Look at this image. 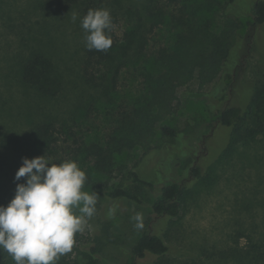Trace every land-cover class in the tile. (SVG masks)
<instances>
[{
  "label": "rangeland",
  "instance_id": "obj_1",
  "mask_svg": "<svg viewBox=\"0 0 264 264\" xmlns=\"http://www.w3.org/2000/svg\"><path fill=\"white\" fill-rule=\"evenodd\" d=\"M144 1L126 0L125 5L139 7ZM240 1L250 6L256 0ZM237 12L242 26L227 69L236 74L235 80L229 85L228 80L218 79L204 86L193 80L182 86L162 120L179 137L174 141L163 137L158 124L149 150L137 147L117 157L108 184L125 178L137 165L139 175L156 188L148 202L136 206L108 200L99 189H82L97 194L96 211L75 235L72 250L65 254L67 262L85 264L75 248L98 235L101 223L109 221L119 246L105 247L98 264H122L144 231L159 188L171 183L181 187V208L161 232L170 250L162 264H233L230 259L219 262V255L245 248L248 236L264 243V130L259 128L253 140L246 133L258 127V116L264 125V33H256L255 41L248 38L249 18ZM73 13L78 15L75 23ZM208 17L213 27H221L225 19L221 12ZM80 18L78 8L59 7L52 0H0V205H7L16 184L24 180L14 179L22 157L45 155L54 163L73 160L81 168L80 156L73 158V151L84 143L102 142L121 106L142 89L135 69L144 65L142 60L136 66L125 65L107 95L87 81ZM125 24L117 29L119 38L127 30ZM172 32L159 27L151 41L154 49L169 45ZM37 52L49 57L56 68L61 89L54 98L40 97L22 81L25 60ZM225 105L249 114L239 133L217 122V112ZM47 122L55 126L57 157L37 140L38 127ZM193 167L200 169L201 178L192 174ZM137 213L139 221L133 219ZM141 264L153 261L147 258Z\"/></svg>",
  "mask_w": 264,
  "mask_h": 264
},
{
  "label": "trees",
  "instance_id": "obj_2",
  "mask_svg": "<svg viewBox=\"0 0 264 264\" xmlns=\"http://www.w3.org/2000/svg\"><path fill=\"white\" fill-rule=\"evenodd\" d=\"M125 1L52 0L59 7L78 8L81 18L89 9L106 8L110 11L113 27L109 35L113 43L107 51L87 50L85 63L87 81L94 87H101L103 94L107 95L110 83L115 89L125 65L136 66L139 60L144 62L143 66L135 68L142 89L118 110L115 125L108 136L102 142L84 143L72 154L73 158L80 156L77 161L86 167L87 179L82 189H99L108 200H123L141 206L149 201L150 193L156 188L139 175L137 165L125 178L108 184L115 171L117 157L137 147L149 150L158 124L163 137L172 141L179 137L178 131L162 120L182 86L193 80L200 86L218 79H226L230 85L235 80L236 74L227 69L232 63L237 33L242 26L237 10L247 14V35L250 39L253 36L255 41L256 33L260 30L264 33V0H256L250 6L243 5L240 0H145L139 7H127ZM218 12L223 13L225 19L221 27H213L208 16ZM122 22L126 23L127 30L119 38L117 29ZM161 26L173 31L172 38L169 45L154 49L151 41ZM21 78L26 86L43 98H54L61 89L54 63L43 53L27 57ZM217 113V122L235 133L241 131L249 115L245 109L229 105ZM257 121L255 130H246L247 138L251 140L259 134V128L264 130L260 116ZM37 140L44 151L57 157V139L52 122L38 127ZM191 172L197 179L201 178L198 167L191 168ZM180 193L178 183L159 188V196L151 204L150 216L143 223L144 231L122 264H141L147 258L152 259L153 264L163 263L170 250L161 232L165 222L179 214ZM247 239L245 248L223 252L219 255V262L228 263L230 259L233 264H264V243L250 236ZM110 245L119 246V242L112 232L111 223L104 221L99 234L75 248V252L84 258L85 264H98L101 252ZM61 260L60 264H75L67 262L65 254ZM0 264H15L2 248Z\"/></svg>",
  "mask_w": 264,
  "mask_h": 264
},
{
  "label": "clouds",
  "instance_id": "obj_3",
  "mask_svg": "<svg viewBox=\"0 0 264 264\" xmlns=\"http://www.w3.org/2000/svg\"><path fill=\"white\" fill-rule=\"evenodd\" d=\"M77 19L73 13L72 21ZM79 22L87 50L111 47L113 22L108 9H89ZM21 178L12 199L0 205V248L15 264H56L72 250L75 235L94 215L98 196L82 191L87 177L73 160L54 163L45 155L22 157L14 176L16 181ZM133 219L139 221L141 214Z\"/></svg>",
  "mask_w": 264,
  "mask_h": 264
}]
</instances>
